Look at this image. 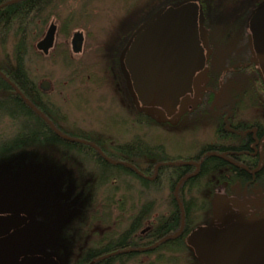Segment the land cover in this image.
<instances>
[{
    "label": "flooded vegetation",
    "instance_id": "af4514ba",
    "mask_svg": "<svg viewBox=\"0 0 264 264\" xmlns=\"http://www.w3.org/2000/svg\"><path fill=\"white\" fill-rule=\"evenodd\" d=\"M194 1L199 5L198 28L205 64L201 71L195 73L191 91L180 98L177 111L171 117H167L160 107L142 106L138 102L124 63L133 35L148 21L143 25L131 23L133 27L129 30L121 29L113 36L98 31L88 32L80 26L71 33L63 32L55 19L47 22L41 35L31 44L33 49L30 54L36 52L45 66L49 65L44 62H49L54 67L52 74H43L41 78L34 76L29 56L24 58L21 66L17 63L0 65L3 83L0 93L10 106L5 110V118L15 130L13 138L2 143L0 159L14 151L49 145L57 149L65 148L75 155L79 153V162L86 160L93 164L94 159L100 158L111 164L130 166L141 159L136 149L142 138L141 132L146 135L147 131L152 128L157 130L160 125L171 130L191 122L183 131L195 130L199 129L196 123L199 121L201 124V119H205L212 125L210 136L197 140L189 149L177 150L174 155H169V159L156 161L154 167L159 164H182L184 174L178 176L180 183L206 172L208 167L217 166L218 172L209 178L215 182V195L224 192L229 198H244L251 193H259L263 197L264 74L254 50L252 16L264 7V0H248L245 4L229 6L230 12L234 13L224 19L215 14V3ZM50 23H54L56 29L51 46L44 52L36 44L43 38ZM76 31L83 34L78 52L73 50L71 43ZM59 65L69 70L67 80L56 76ZM82 70L87 71L85 77L80 76ZM105 88L106 94L102 92ZM97 94L100 96H95ZM110 97L117 101L118 97L127 100L116 122L117 130L100 126L101 122L95 116L96 110L104 108L105 98ZM156 111L161 119L157 118ZM32 131L47 133L49 137L46 142L41 139L44 144H39L40 139L36 143L22 141L25 137L21 136ZM110 133L131 134V138L112 142L113 139L107 137ZM19 136L21 141L14 143ZM159 146L166 150L168 144L159 141ZM128 148L131 149L130 154L126 153ZM141 233L142 230L138 229V234ZM133 235L136 237L137 233ZM159 242L154 239L142 243L139 239H130L125 248L110 253L128 252L125 257L118 256L121 262L128 258L139 261L151 259L153 254L148 252L156 249ZM110 253H105L104 258L110 257Z\"/></svg>",
    "mask_w": 264,
    "mask_h": 264
},
{
    "label": "rangeland",
    "instance_id": "374dc122",
    "mask_svg": "<svg viewBox=\"0 0 264 264\" xmlns=\"http://www.w3.org/2000/svg\"><path fill=\"white\" fill-rule=\"evenodd\" d=\"M179 1L184 0H54L52 7L45 11L48 16H51L46 18V22L45 19H42V22L44 21L46 24L50 19L56 18L55 20L63 28V32L67 30L71 33L80 26L86 28L88 32L96 33L98 31L105 33L106 36H113L121 29L129 30L131 26L133 27L131 23L143 25L160 9ZM207 1L211 2L212 5L215 3V14L218 18L224 19L226 15L230 14L229 16L232 17L234 13V11L230 12L229 6L245 4L248 0ZM129 24L130 26H128ZM11 48L12 42L9 40L0 42L1 64H8L6 58L11 54ZM36 54L34 51L32 54L30 52L28 54V62L33 69V75L41 78L43 74H52L54 67L49 62H44L49 65L45 66L40 56ZM58 68L56 76L62 80H67L70 77L69 70L62 65H59ZM109 91L111 90L108 89ZM102 92L106 94V88ZM95 96H100V94ZM2 98L0 93V99ZM118 101L111 97L110 99L105 98L104 108L96 110L98 114L95 113V116L101 122L100 126L118 129L116 122L119 119L120 111L123 112L122 106H126L127 100L118 97ZM0 104L4 103L0 100ZM156 114L158 119L162 118L157 111ZM200 122L202 125L198 121L196 124L199 129L195 130L183 131L192 122L181 128L172 127L171 130L168 126L160 125L157 130L152 128V130L147 131L146 135L145 132H141V136L167 143V155L172 156L177 150L189 149L190 146L196 144L197 140L211 135L212 125H209L210 123L205 119H201ZM14 131V128L9 124V119L5 118V110H1L0 144L13 138ZM107 137L113 139L112 142H117L131 138V134L110 133ZM152 137H158L160 140ZM88 151L90 152V150ZM80 158L79 153L75 155L65 148L57 149L49 145H39L18 152L14 151L11 155L0 159V212L18 210L29 217L26 226L0 239V264H17L19 256L28 252L52 254L60 260L61 264H78L89 243L93 240L98 241L100 235L105 237L109 229L118 226L117 223L113 222L116 218L114 207H111L113 214L110 215V218H114L107 225L101 220L92 222L90 213L100 210V206L103 204L102 200L108 196L116 198L124 194L126 192L124 184L119 185L116 189L117 192L110 190L108 185L96 184L95 193L92 195L96 201L90 206L87 204L89 201L87 187L92 182V172L99 174L101 169L95 167L94 164L87 163L86 160L77 161ZM122 179L129 180L133 184L132 187H129V191L138 188V184L131 177H123ZM93 181L95 180L93 179ZM209 190L203 191L200 198L209 197ZM167 195V187L159 189L158 192L143 194L139 206L144 200L159 198V201ZM228 199L229 196L225 195L224 192L216 193L212 219L214 217L221 221L239 220L243 216L242 214L249 215L264 210V196H260L259 193H251L244 198L231 197L233 202L241 204L242 208L228 204ZM160 203L163 202L160 201ZM236 208H239L240 211L238 212ZM241 209L245 212H242ZM86 212L89 213V219H86L81 226V220ZM153 212L156 214L163 213V209H153ZM227 213L231 215L228 214L230 219L224 220ZM238 213L241 214L238 215ZM204 216L206 214H203L202 218ZM200 223L207 224V222ZM123 226L125 227V224H121L120 227ZM88 227L92 229L91 232L95 230L97 233L93 236L83 235ZM87 239H89V243L86 241ZM153 256L154 254L151 258ZM132 262L137 264L139 259L126 260L124 264H132Z\"/></svg>",
    "mask_w": 264,
    "mask_h": 264
},
{
    "label": "trees",
    "instance_id": "16d2710c",
    "mask_svg": "<svg viewBox=\"0 0 264 264\" xmlns=\"http://www.w3.org/2000/svg\"><path fill=\"white\" fill-rule=\"evenodd\" d=\"M8 1L10 0H0V4ZM53 1L11 0V2L0 7V42H5L6 40L12 42L11 54L7 56L6 63L13 62L21 66L24 58L28 56L27 52L31 53L33 49L31 44L41 35L45 25L42 19H45L46 22V18L48 19L51 16H48L45 11L52 7ZM66 32L68 31L66 30ZM0 65L2 64L0 63ZM86 72L82 70L81 74H79L85 77ZM0 85H3L1 79ZM0 100L4 103L0 104L1 110H8L7 106L9 108L10 106L6 102L7 99L3 97ZM23 137H25L22 140L24 142L36 143L39 139L41 141L42 138H44V141H42L46 142L49 135L47 133L41 134L37 131H32L26 136H21V138ZM21 138L19 136L13 142H20ZM42 141L39 144H44ZM5 143L7 142L3 144ZM136 149L141 159L138 163L134 162L130 166L119 163H116V165L111 164L98 157L97 160L94 159L93 164L95 167L101 169V173L96 174L92 172V182L87 187L89 192L87 204L91 206L96 201L92 196L95 193L96 184L108 185L109 189L113 192H117L116 189H118L119 185L124 184L126 192L116 198L108 196L102 200L103 204H101L100 210L98 209V211L90 213L92 222L101 220L107 225L114 218H110V215L113 214L111 213V207H114L116 218H114L113 222L117 223L118 226L109 229L105 237L100 235L99 242L93 240V243H89V239H87L86 241L89 243V246L83 252V258L80 259L78 264H124L125 261L121 262L122 260L118 256L124 255L125 257V255H128V252H110L125 248L127 241L130 239H139L142 243H148V241L154 239L160 240L157 243L156 249L148 252L149 255L151 253L154 254L153 258L141 259L137 264H202L194 256L192 249L186 244L185 236L196 225L201 224L200 222L216 225H224L230 222L216 220L214 217L213 219L211 218V215H214L212 210L215 196V192L213 191L215 182L209 178L212 174L218 172V167H208L206 172L191 176L179 183L178 176L184 174V167H181L182 164H176L177 166L159 164L157 167L155 165L156 168L154 167L156 161L169 159V156L165 152L166 150L159 146V142L149 137L141 138ZM130 150L129 148L126 149V153L130 154ZM79 152L81 151L79 150ZM123 177H131L138 184V188L136 187V189H132L133 191H129V187H132L133 184L129 180H123ZM163 187H167L168 190V195L165 198L159 201V198H150V200H144L139 206V201L143 198V194L154 191L158 192ZM207 188H210V190ZM205 189L209 190V197L202 199L200 195ZM160 201L163 203H160ZM228 204L237 205L242 208L241 204H235L231 198L228 199ZM158 208H162L163 213L156 214L153 212V209ZM236 210L240 211L239 208H236ZM241 210L245 212V210ZM203 214H206L204 218H202ZM228 214L224 220L230 219V214ZM242 215L241 217L239 216L240 220L257 216L255 213ZM88 217L89 213L86 212L81 220V226L86 219H89ZM121 224H125V227H120ZM138 229L142 230L141 235L138 234ZM91 230L88 227L83 232V235L93 236L97 233L95 230L92 232ZM134 233H137V238L133 235ZM107 252L110 253V257L104 258V254ZM128 260L131 261V258H128ZM132 264H136V262H132Z\"/></svg>",
    "mask_w": 264,
    "mask_h": 264
},
{
    "label": "water",
    "instance_id": "95a60500",
    "mask_svg": "<svg viewBox=\"0 0 264 264\" xmlns=\"http://www.w3.org/2000/svg\"><path fill=\"white\" fill-rule=\"evenodd\" d=\"M8 2H11L8 1ZM5 2L0 7L6 5ZM199 5L194 0L169 4L137 31L125 52L124 63L132 89L142 106H157L167 117L177 111L180 98L191 91L193 77L205 64L198 28ZM254 50L264 74V7L252 16ZM56 25L50 23L36 47L47 52ZM83 34L73 33L71 43L80 51ZM21 211L0 212V238L28 224ZM202 264H264V211L224 225L199 224L185 237ZM17 264H61L53 255L28 252Z\"/></svg>",
    "mask_w": 264,
    "mask_h": 264
}]
</instances>
